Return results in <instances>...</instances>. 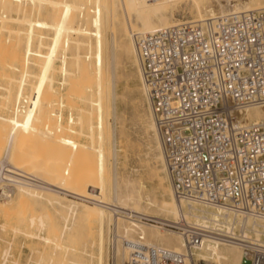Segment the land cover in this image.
Segmentation results:
<instances>
[{"label":"bare ground","instance_id":"6f19581e","mask_svg":"<svg viewBox=\"0 0 264 264\" xmlns=\"http://www.w3.org/2000/svg\"><path fill=\"white\" fill-rule=\"evenodd\" d=\"M172 2L151 0L156 9L149 11L143 0H119L125 18L120 30L115 0H0V264H7L22 242L38 245L30 246L37 258L27 264H105L106 259L109 264L112 232L120 239L119 264L129 259L122 240L138 236L185 253V239L172 225L182 215L209 221L219 216L207 207L181 210L136 51L134 33L182 22H173ZM222 2L192 0L195 19L186 22L225 13ZM233 2L226 12L264 9V0ZM120 54L135 67L148 102L147 119L140 124L151 134L146 154L151 169L144 166L158 178L161 201L145 198L139 169L133 178L118 169ZM241 117L245 125L263 122L264 107L248 108ZM62 192L83 202H65ZM106 204L136 219L117 216ZM254 227L258 237L264 234V222ZM244 259L249 261L240 245L208 241L187 264H242Z\"/></svg>","mask_w":264,"mask_h":264},{"label":"built area","instance_id":"2783aa9c","mask_svg":"<svg viewBox=\"0 0 264 264\" xmlns=\"http://www.w3.org/2000/svg\"><path fill=\"white\" fill-rule=\"evenodd\" d=\"M148 101L174 195L187 206L216 209L212 220L182 215L172 228L186 252L123 239L128 264H187L204 242L238 244L250 264H264V121L245 125L243 111L264 107V9L228 11L134 33ZM114 214L132 218L109 204ZM115 232L109 264H119Z\"/></svg>","mask_w":264,"mask_h":264},{"label":"rangeland","instance_id":"374dc122","mask_svg":"<svg viewBox=\"0 0 264 264\" xmlns=\"http://www.w3.org/2000/svg\"><path fill=\"white\" fill-rule=\"evenodd\" d=\"M143 1L146 2L147 6H148L147 7L148 10L151 11L150 7L153 6L151 4V0H143ZM172 1H173L172 4H175L174 8L176 7L175 11H174L175 17H174L173 22L177 23L180 21L184 22V21H191V20L195 19L194 18L195 11L193 10L192 6H190L192 4L191 3L192 0H180V1L172 0ZM233 1L234 0H220V2H222L221 4L223 5V7L227 8L225 10V12L227 10L231 9V7H232L231 3L234 4ZM115 2H117L116 4L118 5V7H117L118 12L120 11L119 12L120 14L118 13L120 16V19H119L120 28L119 29L122 30L123 24H124L122 22H124V19H125L124 15H123V9L119 3V0H117V1L115 0ZM229 2H231V3H229ZM217 3H218L217 1H216V3L214 2V5H216L215 6L216 9H219L220 6H219V3L218 4ZM150 4H151V6H150ZM153 7L156 9V6H153ZM190 8H192V10ZM139 11H140V8H139ZM149 11H147V12H149ZM190 11H191V13H190ZM141 12H145L143 8H141ZM191 15H193V16H191ZM134 30H137V29H134ZM110 38H111V36H110ZM84 52H85V50H84ZM124 60L126 63L124 62ZM119 61H120V66L118 68V76H117V95L120 97H118V102H117V115L118 116L116 119V127H117L116 132H117V137L119 140L118 145L122 147V148L120 147L122 149V151L119 153L120 157H119L118 169H119L120 174L123 173V176L131 177V178L136 177V175H138L136 170L139 169V174L143 175V178H144L143 181H144L145 186H146V189L144 192L145 198H147V195H149L150 198L157 199V200L161 201L163 199V195L161 194L160 189H158V187L160 188L158 178L156 176L154 177V175L151 176L152 173L149 171L151 169V167L149 168L147 166L148 164H147L146 154L149 151L148 146L152 141L150 139L151 134L146 129V124H145V126L144 125L141 126V124H144L146 119H147L146 117L148 115V104H147L148 102L146 101L144 95L141 94L142 93L141 89H140L141 81L136 74V70H135V72H133L135 67L131 64L129 59H127L124 54H120ZM133 78H135V79H133ZM145 111H146V113H145L146 115L144 114ZM143 114L145 116H143ZM110 122L115 123L113 119L110 120ZM138 124H139V127H138ZM144 127H145V129H144ZM121 130H123V131H121ZM141 164H143V165H141ZM144 165L147 168H149V170ZM142 166H144V168H146V170H144L146 172L143 171L144 168ZM124 174H126L127 176ZM152 178H154V179H152ZM37 180H36L37 182H41L40 179H37ZM155 189H157V190H155ZM62 194H59V197L62 196L61 197L62 199L65 198V199H63L65 202H68V201L83 202V201L75 199L74 198L75 196L72 194H69V193L67 194L65 192H62ZM108 203H112V202H108ZM161 231H164V233L166 232V230H161ZM107 236L108 235L106 234V240H107ZM3 246L4 245H2L0 247V255L2 253V250L4 249ZM30 246L32 248V247H36L38 245L37 244L24 243V242L19 244L17 251L13 254V256L10 258V260L7 264H15L14 263L15 261L17 263L20 262L21 264H27L29 262L34 263L37 256H36V254H34L33 251H31L32 249L30 248ZM106 247H107V241H106ZM106 252H107V249H106L105 253ZM31 254H32V257H31ZM106 255L107 254H105V258L107 257ZM18 257H19V259H18ZM28 257L30 258V260ZM1 260H2V258H1ZM18 260H20V261H18ZM105 264H107V259L105 261ZM199 264H204V263L201 262Z\"/></svg>","mask_w":264,"mask_h":264},{"label":"water","instance_id":"95a60500","mask_svg":"<svg viewBox=\"0 0 264 264\" xmlns=\"http://www.w3.org/2000/svg\"><path fill=\"white\" fill-rule=\"evenodd\" d=\"M242 264H250V262L248 260L244 259Z\"/></svg>","mask_w":264,"mask_h":264}]
</instances>
